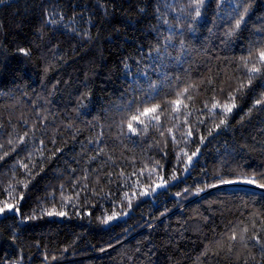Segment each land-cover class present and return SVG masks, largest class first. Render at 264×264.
I'll return each instance as SVG.
<instances>
[{"label":"trees","instance_id":"1","mask_svg":"<svg viewBox=\"0 0 264 264\" xmlns=\"http://www.w3.org/2000/svg\"><path fill=\"white\" fill-rule=\"evenodd\" d=\"M260 50L264 0H2L0 264H264V189L219 182L264 183Z\"/></svg>","mask_w":264,"mask_h":264},{"label":"snow or ice","instance_id":"2","mask_svg":"<svg viewBox=\"0 0 264 264\" xmlns=\"http://www.w3.org/2000/svg\"><path fill=\"white\" fill-rule=\"evenodd\" d=\"M0 2H2V0H0ZM204 2V0H193V3L195 5V12H196V16L200 15V5H202ZM241 7H243V5H241ZM248 9L246 7H244L243 9V13L239 14V19L236 20L235 22V26L234 29H238L241 25V23L244 20V14L247 13ZM48 23L51 24H56L57 21L54 19H50L49 21H47ZM21 52H23L25 55L30 54L29 51L27 49H20ZM258 58L259 61L261 63H264V50H260L258 52ZM245 67H247V64H245ZM247 71L249 74L252 73H257L260 72L261 69L259 67H257L255 64H253L251 67H247ZM247 83L250 85L251 84V75H249L248 81ZM246 85L244 83H240L239 87L237 89H235V91H239L241 89H243ZM192 86L189 85L185 88H183L181 91H178L176 93V99L168 101L167 103L171 106L170 110L172 113H179L181 111V109H187L188 108V104L185 102V100H191L192 97L191 95H185L187 93H189L190 88ZM235 100V96L233 94H229L228 97L226 98L224 103H221L220 101H215L211 104V107L209 109V111L211 112L212 110H215L217 108H219L221 110V114L223 117L225 118H221L219 120V123L214 124V128H220L222 125L226 124V117L229 113H231V111L233 110V108L236 107V104L234 103ZM228 101H232L231 103H229ZM257 105L260 104H264V97H262L261 99L256 100L255 102ZM205 107H208V105H205ZM169 111V109L165 108V109H161V105L160 104H154L151 107H143V108H137L135 114L131 115L130 117H128L127 122H126V126L129 132L135 134L138 131L137 126L134 125H140L143 126L142 130L143 131H147L148 127L150 125L155 126V127H160V119H161V115L164 112ZM167 132L172 135L173 134V128H168ZM161 136L164 135V131H161ZM211 134V133H209ZM25 135H27V133H25ZM187 135H192L191 130L188 131ZM173 140H175V136L172 135ZM23 138H21L22 140ZM201 139H203V137H201ZM9 143H11V141H9ZM199 151V149H197V152ZM197 152H193L192 156H195L197 154ZM4 155H8V153H4ZM187 155V154H186ZM191 156L188 157V160H191ZM0 159H3V157H0ZM24 167H27L26 165ZM262 176H264V174H262ZM239 180H242V182L250 184V185H256L257 187L264 189V183H258L257 182V177L255 175H253L252 177H243V178H238ZM219 182L221 184H233L238 182L237 180H232V179H223V178H219ZM20 183H24L23 181H20ZM26 186V185H25ZM157 187H160L161 185H156ZM209 186H215V185H209ZM197 191H200V189H198ZM11 195V192H10ZM177 195H180L179 193H177ZM125 196L127 197V193H125ZM131 206V204L129 203V207ZM6 211H15V212H19V208L17 207L16 204H12V203H8L7 201L2 202V204H0V214L5 213ZM48 215H59V216H64L66 215L65 212L60 211V212H54V211H49L47 213ZM117 214L113 213L110 216H107L102 222L103 223H108V221L116 218ZM249 231V229L247 227L243 228L242 231L239 233V239L241 241L245 240V233H247ZM230 240H236L237 239V232L235 230H233L232 235L229 237ZM248 239H254L256 240L257 243H262V247H264V242L261 241V238L259 235L257 234H253L252 236L248 237ZM103 250V249H102ZM229 251H231V246H229ZM53 259H55L53 257Z\"/></svg>","mask_w":264,"mask_h":264},{"label":"rangeland","instance_id":"3","mask_svg":"<svg viewBox=\"0 0 264 264\" xmlns=\"http://www.w3.org/2000/svg\"><path fill=\"white\" fill-rule=\"evenodd\" d=\"M238 182L236 183H233V184H227L228 186H231V187H246V188H255L254 185H250V184H247V183H244L242 182V180H237Z\"/></svg>","mask_w":264,"mask_h":264}]
</instances>
